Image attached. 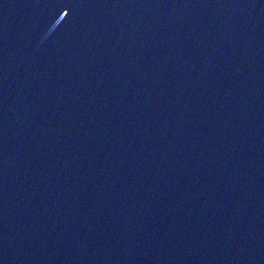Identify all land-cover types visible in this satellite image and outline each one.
Listing matches in <instances>:
<instances>
[{"label":"water","instance_id":"95a60500","mask_svg":"<svg viewBox=\"0 0 264 264\" xmlns=\"http://www.w3.org/2000/svg\"><path fill=\"white\" fill-rule=\"evenodd\" d=\"M0 264H264V0H0Z\"/></svg>","mask_w":264,"mask_h":264}]
</instances>
